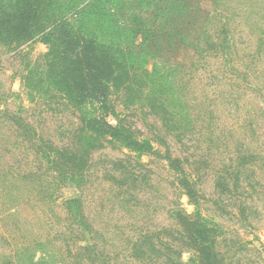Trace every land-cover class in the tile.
Listing matches in <instances>:
<instances>
[{
    "label": "rangeland",
    "instance_id": "1",
    "mask_svg": "<svg viewBox=\"0 0 264 264\" xmlns=\"http://www.w3.org/2000/svg\"><path fill=\"white\" fill-rule=\"evenodd\" d=\"M93 15L126 47L105 108L48 81L39 37L0 41V264H203L178 212L213 230L221 264H264V0ZM97 117L151 149L97 136Z\"/></svg>",
    "mask_w": 264,
    "mask_h": 264
},
{
    "label": "trees",
    "instance_id": "2",
    "mask_svg": "<svg viewBox=\"0 0 264 264\" xmlns=\"http://www.w3.org/2000/svg\"><path fill=\"white\" fill-rule=\"evenodd\" d=\"M99 3L100 0H87L62 9L60 0H0V41L24 42L39 37L50 47L48 81L77 105L96 103L105 108L110 85L125 68L120 55L126 47L117 37L119 24L113 23L98 33L91 27L93 10L99 8ZM85 123L97 136L111 137L131 151L143 153L151 149L148 142L101 117L87 119ZM76 161L73 159L74 164ZM77 162L76 168H85L86 161L79 158ZM180 183L188 195H193L187 179ZM176 218L202 263L221 264L213 247V230L203 220L182 212Z\"/></svg>",
    "mask_w": 264,
    "mask_h": 264
}]
</instances>
